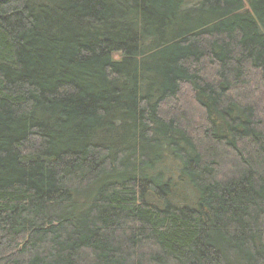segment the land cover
I'll return each mask as SVG.
<instances>
[{
	"label": "trees",
	"instance_id": "trees-1",
	"mask_svg": "<svg viewBox=\"0 0 264 264\" xmlns=\"http://www.w3.org/2000/svg\"><path fill=\"white\" fill-rule=\"evenodd\" d=\"M0 264H264V0H0Z\"/></svg>",
	"mask_w": 264,
	"mask_h": 264
}]
</instances>
